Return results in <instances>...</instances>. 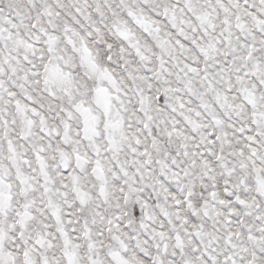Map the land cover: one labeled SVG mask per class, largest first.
Here are the masks:
<instances>
[{
  "label": "snow or ice",
  "instance_id": "6c2138e0",
  "mask_svg": "<svg viewBox=\"0 0 264 264\" xmlns=\"http://www.w3.org/2000/svg\"><path fill=\"white\" fill-rule=\"evenodd\" d=\"M0 264H264V0H0Z\"/></svg>",
  "mask_w": 264,
  "mask_h": 264
}]
</instances>
